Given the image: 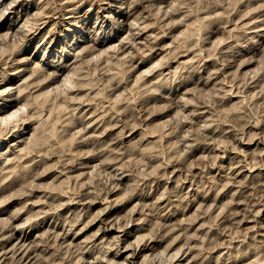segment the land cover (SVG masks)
Returning a JSON list of instances; mask_svg holds the SVG:
<instances>
[{
    "label": "rangeland",
    "instance_id": "374dc122",
    "mask_svg": "<svg viewBox=\"0 0 264 264\" xmlns=\"http://www.w3.org/2000/svg\"><path fill=\"white\" fill-rule=\"evenodd\" d=\"M67 1L0 0V11L4 9V15L0 12V42L4 46L0 45V105L5 102L6 93L15 97L26 82L36 83L19 94L23 99L15 104L17 108L12 107L17 112L10 109L17 115L12 114L11 118V111L7 116L4 114L6 118L0 115V131L4 132L0 136V187L5 186L0 188V246L15 227L31 234L27 242L35 243L39 256L36 254L33 261L40 264H109L112 258L115 264L124 259L126 264H144L145 253L152 252L143 249L144 242L147 245L156 242L153 256L156 253L158 256L146 258V264H159L160 260V264H253L254 261L264 264V0ZM36 14L40 16L36 18L39 22H34ZM27 17L30 20L27 23L32 20L37 30L24 24ZM130 21H138L140 26ZM15 33H19V40ZM131 35L135 37L134 43ZM93 43L96 46L91 49ZM61 64L63 70L58 69ZM56 69L62 76L52 80L49 73ZM42 82L46 83L41 89ZM72 85L78 87L73 89ZM5 86L9 88L5 90ZM24 90L30 94L27 96ZM66 108L68 112L76 109L72 112L77 116L73 118ZM23 110H27V116ZM20 117L30 118L23 122ZM3 118L9 119L5 120L8 123ZM193 139L196 142H191ZM63 163L71 167H63ZM60 170L66 171L65 174ZM57 173L60 175L56 176ZM88 198L96 203L88 206ZM106 204H111L106 209L111 214L110 220L115 216L116 219L113 228L111 224L107 226L105 234L106 224L96 219V212ZM238 210L240 213L235 214ZM229 212L230 217L236 216L231 219ZM237 224L240 225L236 227ZM126 226L131 230L129 234H124ZM168 226L176 227H171L173 233ZM241 229H245V235ZM66 233L70 234L66 243L69 247L71 242V249L66 243L59 244ZM140 234L146 237L137 245L135 239ZM112 235H120L124 241L115 244ZM187 235L193 237L191 242ZM151 236L156 239L153 241ZM233 237L238 241L234 242ZM48 239L50 243L54 240L51 245ZM173 239H177L175 243ZM130 241L133 246L126 248ZM170 241L172 244L168 245ZM54 243L62 249L56 250ZM178 244L181 248L185 245L174 258L172 251L179 248ZM165 246L168 251L165 248L166 252L160 256L162 253L158 251ZM189 246L194 249H188ZM134 247L138 255L128 258L122 255ZM119 248L121 253L113 257ZM10 260L15 259L9 257L6 264L12 263Z\"/></svg>",
    "mask_w": 264,
    "mask_h": 264
},
{
    "label": "bare ground",
    "instance_id": "6f19581e",
    "mask_svg": "<svg viewBox=\"0 0 264 264\" xmlns=\"http://www.w3.org/2000/svg\"><path fill=\"white\" fill-rule=\"evenodd\" d=\"M13 1H15V0H13ZM150 1H151V0H150ZM5 2H6V1H5ZM66 2L69 3L67 0H66ZM70 2H71V1H70ZM138 2H139V1H138ZM8 3H9V2H8ZM10 3H11V2H10ZM63 3H64V2H63ZM134 4H136V3H134ZM62 5H65V4H62ZM66 5H67V4H66ZM70 5H71V4H70ZM70 5H69V6H70ZM137 5H139V4H137ZM0 6H1V5H0ZM63 7H64V6H63ZM67 7H68V6H67ZM67 7H66V8H67ZM0 8H1V7H0ZM63 9H64V8H63ZM67 9H68V8H67ZM3 10H4V9H3ZM3 10H1V11L3 12ZM1 11H0V12H1ZM56 11H57V10H56ZM68 11H69V10H68ZM68 11H67V12H68ZM40 13H41V12H40ZM2 14L4 15V12H3ZM38 14H39V13H38ZM38 14H36L35 19L37 18V15H38ZM60 14H62V13H60ZM165 14H166V12H165ZM0 15H1V14H0ZM40 15H41V14H40ZM126 15H127V14H126ZM126 15H125V16H126ZM166 15H169V13L167 12ZM38 16H39V15H38ZM143 16H144V15H143ZM39 17H40V16H39ZM51 17H52V16H51ZM30 18H33V17H30ZM140 18H142V17H140ZM140 18H139V19H140ZM25 19H26V18H25ZM37 19H38V18H37ZM37 19H36L35 21H34V20H33V21H34V22H36V21L39 22ZM39 19H41V18H39ZM53 19H54V18H53ZM53 19H52V20H53ZM127 19H128V18H127ZM139 19H138V21H139ZM135 20H137V19H135ZM140 20H141V19H140ZM128 21H129V20H128ZM138 21H136V22H138ZM255 21H257V20H255ZM27 22H30V20L28 21V17H27V20H25L24 24L26 25ZM34 22H33V25L35 26ZM45 22H46V21H45ZM45 22H43V23H45ZM131 22H132V21H130V23H131ZM133 22L136 23L135 21H133ZM133 22H132V23H133ZM118 23L120 24L119 21H118ZM134 23H133V24H134ZM133 24H132V25H133ZM261 24H262V23H261ZM21 25H22V24H21ZM27 25L31 28L32 20H31V24H28V23H27ZM33 25H32L33 28H31V29H36L37 27L34 28ZM136 25L138 26V23H136ZM257 25H258V24H257ZM262 25H263V24H262ZM22 26H23V25H22ZM40 26H41V24H40ZM129 26H130V25H128V27H129ZM133 26H135V25H133ZM139 26H140V25H139ZM139 26H138V27H139ZM259 26H260V24H259ZM20 27H21V26H20ZM25 27L28 28L27 26H25ZM135 27H136V26H135ZM138 27H137V28H138ZM146 27H147V26H146ZM23 28H24V26H23ZM23 28H22V29H23ZM30 28H29V30H31ZM42 28H43V27H42ZM141 28H142V27H141ZM20 29H21V28H20ZM37 29H38V28H37ZM37 29H36V30H37ZM40 29H41V28H40ZM138 29H140V28H138ZM29 30H28V31H29ZM129 30H131V29H129ZM132 30H133V29H132ZM25 31H26V30H25ZM46 31H48V30H46ZM20 32H21V30H20ZM35 32H36V31H35ZM40 32H41V31H40ZM6 33H8V32H6ZM21 33H22V32H21ZM24 33H26V32H24ZM27 33H28V32H27ZM31 33H32V32H31ZM130 33H131V31H130ZM15 34H16V33H15ZM18 34H19V33L16 34V38L18 37ZM134 34H135V33H134ZM7 35H8V34H6V36H7ZM24 35H25V34H24ZM36 35H37V34H36ZM41 35H42V34H41ZM129 35H130V34H129ZM129 35H128V36H129ZM132 35H133V34H132ZM132 35H131L130 37H132ZM0 36H1V34H0ZM3 36H4V35H3ZM6 36H4V37H6ZM19 36L21 37L22 34H20ZM42 36H43V35H42ZM25 37H26V36H25ZM130 37H128V38H130ZM263 37H264V36H263ZM1 38H2V36L0 37V40H1ZM12 38H15V36L12 37ZM12 38H11V39H12ZM33 38H34V37H33ZM17 39H18V38H17ZM23 39H24V37H23ZM23 39H21V40H23ZM97 39H98V37H97ZM102 39H103V38H102ZM131 39H132V42H133V39H135V37H132ZM14 40H16V39H13L12 41H14ZM18 40H19V39H18ZM123 40H124V39H123ZM262 40H263V38H262ZM27 41H28V40H27ZM125 41H126V40H125ZM125 41H124V42H125ZM129 41L131 42L130 39H129ZM19 42H20V41H19ZM95 42H96V41H95ZM124 42H123V43H124ZM132 42H131V43H132ZM221 42H222V41H221ZM103 43H104V42H103ZM133 43H134V42H133ZM2 44H3V43L0 42V45H2ZM4 44H5V43H4ZM93 44H94V43H93ZM93 44L91 45V46L93 47V48H91V49H94L95 46H96V44H94V46H93ZM124 44H125V43H124ZM126 44H127V41H126ZM126 44H125L124 46H127ZM2 46H3V45H2ZM121 46L123 47L122 42H121ZM3 47H4V46H3ZM3 47H2V48H3ZM97 47H99V46H97ZM113 47H114V46H113ZM152 47H153V46H152ZM87 48H88V47H87ZM114 48H116V46H115ZM119 48H120V46H119ZM123 48H124V47H123ZM128 48H129V47H128ZM0 49H1V48H0ZM84 49H85V48H84ZM88 49H90V48H88ZM116 49H117V48H116ZM82 50H83V49H82ZM85 50H86V49H85ZM122 50H123V49H122ZM1 51H2V49H1ZM83 51H84V50H83ZM91 51H92V50H91ZM91 51H90V52H91ZM93 51H94V50H93ZM113 51H114V50H113ZM115 51H116V50H115ZM126 51H127V50H126ZM248 51H249V50H248ZM80 52H82V51H80ZM118 52H119V51H118ZM118 52H117V53H118ZM124 52H125V51H124ZM124 52H123V53H124ZM129 52H130V51H129ZM129 52H128V53H129ZM249 52H250V51H249ZM83 53H84V52H83ZM113 53L116 54V52H113ZM119 53H120V52H119ZM125 53H126V52H125ZM79 54H81V53H79ZM89 54H91V53H89ZM235 54H237V53H235ZM129 55H130V54H129ZM83 56H84V55H83ZM110 56H111V55H110ZM112 56L114 57L115 55H112ZM118 56H119V55H118ZM118 56H115V57H118ZM130 56H131V55H130ZM80 57H81V56H80ZM80 57H79V58H80ZM82 58H83V57H82ZM161 60H162V59H161ZM132 64H133V63H132ZM160 64H161V63H160ZM162 65H163V64H162ZM23 66H24V65H23ZM56 66H57V65H56ZM157 66H158V65H157ZM160 66H161V65H160ZM16 67H17V66H16ZM16 67H15V68H16ZM18 67H19V66H18ZM58 67H59V65H58ZM66 67H67V66H66ZM66 67H65V68H66ZM15 68H14V69H15ZM63 68H64V64H61V65H60V68H58V69H60V70L62 69V70H63ZM18 69H19V68H18ZM25 69H26V68H25ZM25 69L22 68V70H25ZM39 69H40V68H39ZM41 69H42V68H41ZM58 69L53 70V71H51V72L49 73L50 76H52V80H56V79L59 77L60 73L58 72ZM46 70H47V69H46ZM65 70H66V69H65ZM218 70H219V69H218ZM37 71H39V70H37ZM40 71H42V73H43V70H40ZM47 71H48V70H47ZM47 71H46V72H47ZM213 71H214V70H213ZM1 72H2V71H1ZM19 72H20V71H19ZM19 72H18V73H19ZM20 73H21V72H20ZM34 73H35V72H34ZM34 73H33V74H34ZM47 73H48V72H47ZM61 73H62V72H61ZM213 73H214V72H213ZM211 74H212V72H211ZM39 75H40V74H39ZM66 75H67V74H66ZM72 75H73V74H72ZM37 76H38V75H37ZM47 76H48V74H47ZM47 76H46L45 78H48ZM60 76H62V75H60ZM68 76H70V75H67V77H68ZM31 77H32V76H31ZM45 78H43V79L45 80ZM60 78H61V77H60ZM5 79H6V78H5ZM8 79H9V78H8ZM49 79H50V77H49ZM69 79L71 80V77H70ZM69 79H68V82H69ZM28 80H29V78H28L26 81H28ZM46 80H47V79H46ZM57 80H58V79H57ZM38 81H39V82H38V84H39L41 81H40V80H38ZM47 81L49 82V80H47ZM123 81H124V80H123ZM125 81H126V80H125ZM55 82H56V81H55ZM68 82H67V83H68ZM33 83H35V81H34V82H33V81H32V82H26L27 85H24V86H25V87H29V86H32ZM45 83H46V82H45ZM45 83L42 82L41 87H40L41 89H42V85H43V84H44V87H45ZM50 83H51V81H50ZM50 83H49V84H50ZM69 83H70V82H69ZM71 83H72V82H71ZM71 83H70V84H71ZM223 83H224V82H223ZM0 84H1V82H0ZM47 84H48V83H47ZM49 84H48V85H49ZM51 84H52V83H51ZM225 84H227V83H225ZM9 85H10V84H9ZM33 85H34V84H33ZM35 85H36V83H35ZM39 85H40V84H39ZM39 85H38V86H39ZM66 85H67V84H66ZM115 85H116V84H115ZM46 86H47V85H46ZM50 86H51V85H50ZM70 86H71V85H70ZM118 86H119V84H118L116 87H118ZM5 87H6V86H5ZM5 87H4V88H5ZM21 87H23V85H22ZM25 87H23V89H27V88H25ZM33 87H34V86H33ZM36 87H37V86H36ZM48 87H49V86H48ZM65 87H67V86H65ZM74 87H75V89H76V87H78V86H76V85L73 86V85H72V88H73V89H74ZM225 87H226V86H225ZM232 87H233V85H232ZM7 88H9V87L7 86V87L5 88V90H7ZM37 88H38V87H37ZM57 88H58V87H56L55 89L58 90V92H59L60 89H57ZM59 88H60V87H59ZM69 88H71V87H69ZM114 88H115V86H114ZM230 88H231V87H230ZM23 89H22V88L20 89V87H19V90H20L19 94H21V92L23 91ZM29 89H30V88H29ZM32 89H33V88H32ZM63 89H64V88H63ZM65 89H66V88H65ZM111 89H112V88H111ZM2 90H4V89H2ZM5 90H4V91H5ZM30 90H31V89H30ZM35 90H36V89H35ZM71 90H72V89H71ZM228 90H232V89H228ZM24 91L26 92V90H24ZM32 91H33V90H32ZM61 91H62V89H61ZM5 92H6V91H5ZM36 92H37V91H36ZM58 92H56V94H57V95L55 94L56 96H58ZM64 92H66V90H65ZM227 92H228V91H227ZM26 93H27V96H28V94H30L29 91L26 92ZM237 93H238V92H237ZM1 94H2V93H1ZM19 94H18L17 96H15V97L13 96V93H10V92H8V93L5 94V95H6V97L4 98V99H5V102H2V104L0 105V115L2 114V116L5 117V115L7 116V115L11 114V118H12V114H13V116H14V114H16V112H17L16 109H15V108H12V107H13L15 104H17V102H19V101L21 102L20 98H21L23 95L20 96ZM31 94H32V92H31ZM38 95H39V94H38ZM38 95L35 94V96H38ZM231 95H232V94H231ZM12 96H13L14 98H11ZM23 97H24V96H23ZM23 97H22V99H23ZM73 97H74V96H73ZM83 97H84V96H82V97L80 98V100H82ZM229 97H230V96H229ZM25 98H26V97H25ZM28 98H29V97H28ZM74 98H75V97H74ZM85 98L87 99V97H85ZM1 99H2V98H1ZM59 99H60V98H59ZM70 99L73 100L72 97H71ZM181 99H185V97H182ZM186 99L188 100V98H186ZM28 100H29V99H28ZM65 100H66V101L68 100V102L70 101L69 99H64L63 101H65ZM72 100H71V101H72ZM74 100L77 102L78 99H77V100L74 99ZM84 100H85V99H84ZM84 100H83V101H84ZM71 101H70V102H71ZM177 101H178V100H177ZM182 101H183V100H182ZM185 101H186V100H185ZM186 102H188V101H186ZM186 102H185V104H187ZM81 103H82V102H81ZM81 103H79V105H80ZM83 103H85V101H84ZM178 103H179V102H178ZM178 103H177V104H178ZM183 103H184V101H183ZM183 103H182V104H183ZM18 104H19V103H18ZM27 104H28V103H27ZM24 105H25V103H24ZM60 105H62V104H60ZM68 105H69V104H68ZM188 105H189V104H188ZM16 106H17V105H15V107H16ZM31 106H32V105H31ZM74 106H76V105L74 104ZM182 106H183V105H182ZM21 107H22V106H21ZM32 107H33V106H32ZM184 107H185V106H184ZM11 108L14 109L16 112H15V113L12 112V111H14V110L11 111V110H10ZM16 108H17V107H16ZM29 108H31V107H29ZM78 108H79V107H77V109H78ZM186 108H187V107H186ZM194 108H195V107H194ZM194 108H193V109H194ZM32 109H33V108H32ZM32 109H31V110H32ZM98 109H99V107H98ZM180 109L183 111L182 107H181ZM193 109H192V110H193ZM199 109H201V108H199ZM199 109H198V110H199ZM202 109H203V108H202ZM202 109H201V110H202ZM208 109H209V108H207V109H203V110H206L207 112H209L210 110L208 111ZM28 110H29V109H28ZM65 110H67V113H72V115H73V112H72V111H73V110H76V109H73V110H71L70 112H68L69 110H68L67 108H66ZM184 110H185V109H184ZM8 111H11V112L9 113ZM26 111H27V110H26ZM26 111L23 110L24 113H25ZM29 111H30V110H29ZM50 111H51V110H50ZM50 111H49V112H50ZM193 111H194V110H193ZM195 111H196V109H195ZM195 111H194V112H195ZM199 111H200V110H199ZM74 112H75V111H74ZM94 112H96V111L94 110ZM191 112H192V111H191ZM6 113H9V114H6ZM24 113H22V115H24ZM27 113H28V112H27ZM27 113H25L26 116H27ZM91 113H92V111H91ZM183 113H184V111H183ZM199 113H200V112H199ZM202 113H203V112H202ZM4 114H5V115H4ZM32 114H33V112H32ZM32 114H31V115H32ZM92 114H93V113H92ZM193 114L195 115L196 113H193ZM204 114H206L205 111H204ZM16 115H17V114H16ZM16 115H15V116H16ZM51 115H52V114H51ZM70 115H71V114H70ZM83 115H84V114H83ZM188 115H189V114H188ZM191 115H192V114H191ZM198 115H199V117H200V114H198ZM202 115H203V114H202ZM28 116H30V114H28ZM74 116H77V115H73V118H74ZM80 116H82V115H80ZM85 116H86V114H85ZM85 116H83V117H85ZM91 116H92V115H91ZM186 116H187V114H186ZM8 117H9V116H8ZM22 117H25V116H22ZM22 117H20V119H21ZM35 117H36V116H35ZM48 117H50V116H48ZM70 117H71V116H70ZM99 117H100V116H99ZM99 117H97L98 120H99ZM188 117H189V116H188ZM207 117H209V116H207ZM5 118H6V117H5ZM9 118H10V117H9ZM25 118H26V117H25ZM25 118H24V119H21V120H22V121H23V120L26 121V120H27L28 118H30V117H28L27 119H25ZM77 118H79V117H77ZM77 118L75 117V119H77ZM97 118L95 119L96 121H97ZM190 118H192V117H190ZM193 118H194V117H193ZM197 118H198V117H197ZM209 118H210V117H209ZM209 118H208V119H209ZM3 119H4V118H3ZM3 119H2V120H3ZM90 119H91V118H90ZM100 119H101V118H100ZM187 119H188V118H186L185 120H187ZM5 120H6V119H4V121H5ZM32 120H33V118H32ZM73 120H74V119H73ZM77 120H78V119H77ZM79 120H80V119H79ZM82 120H83V118H82ZM183 120H184V119H183ZM188 120H189V119H188ZM194 120H195V119H194ZM209 120H210V119H209ZM6 121H9V119H7ZM6 121H5V122H6ZM24 121H23V122H24ZM85 121H86V120H85ZM190 121L192 122L193 119L190 120ZM206 121H207V119H206ZM19 122H20V121H19ZM72 122H73V121H72ZM76 122H77V121H76ZM76 122L74 121V123H76ZM78 122H79V121H78ZM87 122H89V121H87ZM90 122H91L92 124H94L93 122H95V121L92 120V121H90ZM90 122H89V123H90ZM98 122H99V121H98ZM188 122H189V121H188ZM193 122H194V121H193ZM0 123H2V122H0ZM6 123H8V122H6ZM70 123H71V122H70ZM74 123H73V124H74ZM95 123H96V122H95ZM14 125H15V124H14ZM14 125H13V126H14ZM17 125H18V124H17ZM17 125H15L14 127H16ZM20 125H21V124H20ZM94 125H95V124H94ZM211 125H212V124H211ZM211 125H210V126H211ZM18 126H19V125H18ZM124 126H126V125H124ZM210 126H209V127H210ZM30 127H31V126H30ZM83 127H84V126H83ZM86 127H87V126H86ZM92 127H93V126H92ZM94 128H95V130H96V128H98V124H97V127H94ZM134 128L136 129V126H134ZM27 129H28V128H27ZM29 129H30V128H29ZM90 129H91V128H90ZM1 130H2V129H1ZM11 130H12V129H11ZM11 130H10V131H11ZM88 130H89V129H88ZM91 130H92V129H91ZM211 130H212V129H211ZM3 131H5V130L3 129ZM24 131H25V130H24ZM80 131L82 132V130H80ZM5 132H7V131H5ZM77 132H78V131H77ZM85 132H86V131H85ZM222 132H225V131L222 130ZM3 133H4V132L0 131V136H2ZM17 133H18V132H17ZM6 134H7V133H6ZM24 134H25V133H24ZM80 134H81V133H80ZM83 134H84V132H83ZM4 135H5V134H4ZM85 135H87V134H85ZM85 135H83V137H86ZM186 135L188 136V134H186ZM186 135H183V136L185 137ZM203 135H204V134H203ZM89 136H90V135H89ZM89 136H87V137H89ZM92 136H95V134H92ZM96 136H97V134H96ZM208 136H209V135L206 134V138H207ZM212 136H213V135H212ZM212 136H211V139H212V140H213V138L215 139V137L212 138ZM81 137H82V136H81ZM6 138H7V136H6ZM90 138H91V137H90ZM190 138H191V137H190ZM190 138H189V139H190ZM209 138H210V137H209ZM216 138H217V137H216ZM0 139H1V138H0ZM85 139H86V138H85ZM207 139H208V138H207ZM87 140H88V139H87ZM93 140H94V139H92V141H93ZM189 141H190V140H189ZM189 141H188V142H189ZM192 141H194V139L191 140V142H192ZM87 142H88V141H87ZM188 142L186 143V145L188 144ZM191 142H190V144H192ZM194 142H196V141H194ZM259 142H260V141H259ZM215 143H216V141H215ZM195 144L197 145V143H195ZM187 146H188V145H187ZM190 146H191V145H189V147H190ZM194 146H195V145H193V148H194ZM208 146H209V145H208ZM208 146H207V147H208ZM209 147H210V146H209ZM22 148H23V147H22ZM190 148H192V146H191ZM214 148L216 149V147H214ZM214 148H212V149L214 150ZM24 149H25V148H23V151H24ZM194 149H195V148H194ZM206 149H207V148H206ZM217 149H218V148H217ZM188 150H191V149H188ZM207 150H208V149H207ZM7 151H8V150H7ZM23 151H22V152H23ZM25 151H26V150H25ZM25 151H24V152H25ZM191 151H192V150H191ZM22 152H20V153H22ZM24 152H23V155L25 154ZM188 152H189V151H188ZM186 153H187V151H186ZM90 155H91V154H90ZM187 155H188V154H187ZM217 156H218V155H217ZM223 156H224V155H223ZM33 160H34V159H33ZM41 160H42V158H41ZM261 160H263V159L261 158ZM261 160H260V161H261ZM34 161H35V163H37V162H36L37 160H34ZM58 161H60V159H59ZM238 161L240 162L241 160H238ZM238 161H237V162H238ZM263 161H264V160H263ZM263 161H261V162L263 163ZM235 162H236V161H235ZM33 163H34V162H33ZM68 163H70V162H68ZM229 163H231V165H233L232 162H229ZM229 163H228V164H229ZM233 163H234V162H233ZM248 163H249V162H248ZM254 163L257 164V162H254ZM63 164H64V163H63ZM258 164H260V163L258 162ZM263 164H264V163H263ZM59 165H61V164L59 163ZM66 165H67V167H68V164H67V163L64 164L63 167H66ZM229 165H230V164H229ZM252 165H253V164H252ZM252 165H251V166H252ZM261 165H262V164H261ZM24 166H26V165H24ZM61 166H62V165H61ZM69 166H70V165H69ZM236 166H237V163H236L235 167H236ZM70 167H71V166H70ZM70 167H68V168H70ZM230 167H231V166H230ZM240 167H241V166H240ZM253 167H254V165H253ZM57 168H58V169H57ZM57 168H56L57 170L60 169L59 167H57ZM232 168H233V167H232ZM232 168H231V169H232ZM72 169H73V168H72ZM72 169H71V170H72ZM177 169H178V168H177ZM180 169H181V168H180ZM235 169H236V168H235ZM237 169H238V168H237ZM63 170H65V169L63 168ZM63 170H60V172L63 173V174H65L64 172H66V171H63ZM225 170H226V169H225ZM67 171H70V170H67ZM233 171H234V170H233ZM235 171H236V170H235ZM58 172H59V171H58ZM229 172H230V171H229ZM231 172H232V171H231ZM58 174H59V173H57L56 176H59V175H60V174H59V175H58ZM228 174H231V173H228ZM234 174H235V173H234ZM239 174H240V173H239ZM241 174H243V173H241ZM235 175H236V174H235ZM56 176H55V177H56ZM62 176H63V175H62ZM66 176H67V175H66ZM69 176H70V175H69ZM69 176H68L67 178H69ZM228 176H230V175H228ZM232 176H233V175H232ZM232 176H231V177H232ZM237 176H238V175H237ZM226 177H227V176H226ZM233 177H234V176H233ZM116 178H117V177H116ZM229 178H230V177H229ZM56 179H57V178H56ZM60 179H61V178H60ZM227 179H228V178H227ZM117 180H119V179H117ZM228 180H229V179H228ZM230 180H231V182L233 181L232 178H231ZM235 181H236V180H235ZM235 181H234V183H235ZM116 182H117V181H116ZM116 182H115V183H116ZM119 182H120V181H119ZM231 182H230V183H231ZM225 183L227 184V182H225ZM228 183H229V182H228ZM116 184H117V183H116ZM226 184H225V185H226ZM114 185H115V184H114ZM118 185H120V184H118ZM227 185H229V184H227ZM247 185H248V184H247ZM0 186H1V185H0ZM3 186H4V185H3ZM3 186H2V187H3ZM112 186H113V185H112ZM229 186H230V185H229ZM239 186H240V185H239ZM242 186H244V185H242ZM2 187H0V188H2ZM4 187H5V186H4ZM4 187H3V188H4ZM31 187H33V190H34V186H31ZM35 187H36V186H35ZM109 187H110V186H109ZM115 187H118V186H115ZM37 188H39V190H40V187H37ZM110 188L112 189V187H110ZM110 188H109V189H110ZM120 188H121V187H120ZM253 188H254V187H253ZM255 188H256V187H255ZM260 188H261V187H260ZM35 189H36V188H35ZM41 189H42V188H41ZM237 189H238V188H237ZM237 189H236V190H237ZM258 189H259V188H258ZM0 190H1V189H0ZM106 190L108 191V189H106ZM106 190H105V193H107ZM231 190H232V189H231ZM113 191H116V189L113 190ZM242 191H243V190H242ZM242 191H240V192H242ZM86 192H87V191H86ZM86 192H84V193H86ZM109 192H110V191H109ZM88 193H89V192H88ZM92 193H93V192H92ZM110 193H111V192H110ZM113 193H114V192H113ZM189 193H190V192H189ZM242 193H244V192H242ZM242 193H241V194H242ZM115 194H116V193H115ZM234 194H235V192H234ZM249 194H250V193H249ZM43 195H44V194H43ZM45 195H47V194H45ZM48 195H49V194H48ZM81 195H84V194H81ZM85 195H86V194H85ZM89 195H90V193H89ZM89 195H87V196H89ZM185 195H187V193H186ZM239 195H240V194H239ZM246 195H247V194H246ZM253 195H254V194H253ZM253 195H252V198H253ZM87 196H86V198H87ZM96 196H97V195H96ZM112 196H113V195H112ZM244 196H245V195H244ZM250 196H251V195H250ZM254 196H255V195H254ZM90 197H91V199H92V195H90ZM93 197H94V196H93ZM98 197H99V196H98ZM106 197H107V195H106ZM184 197L187 198L186 196H184ZM236 197H238V195H237ZM245 197H246V196H245ZM261 197H263V196L261 195ZM71 198H72V197H71ZM77 198H78V197H77ZM83 198H84V196H83ZM83 198H82V199H83ZM160 198H161V196H160ZM204 198H206V197H204ZM234 198H235V197H234ZM234 198H233V199H234ZM238 198H239V197H238ZM238 198H236V199H238ZM240 198H241V195H240ZM248 198H249V200H250L251 197H248ZM259 198H260V196H259ZM263 198H264V197H263ZM40 199H42V198H40ZM40 199H38V200H40ZM73 199H74V197H73ZM75 199H76V198H75ZM79 199H80V198H79ZM88 199H89V198H88ZM118 199H121V198H118ZM242 199L245 200L244 198H242ZM246 199H247V198H246ZM260 199H261V198H260ZM38 200H36V203H39V202L42 201V200H41V201L37 202ZM71 200H72V199H71ZM71 200H70V201H71ZM83 200H84V199H83ZM83 200H82V201H83ZM85 200H87V199H85ZM89 200H90V199H89ZM89 200L87 201V202H89V205H88V206H91V205H93L94 203H96V202H95V201H96L95 199H94L95 201H94V200H90V201H89ZM121 200H122V199H121ZM121 200H119L118 203H119ZM187 200H188V199H187ZM197 200H198V199H197ZM239 200H240V199H239ZM243 200H240V201L242 202ZM251 200H253V199H251ZM254 200H255V199H254ZM256 200H257V199H256ZM261 200H262V199H261ZM72 201H73V200H72ZM72 201H71V202H72ZM82 201H81V202H82ZM112 201H113V200H112ZM233 201H234V200H233ZM237 201H238V200H237ZM245 201H246V200H245ZM245 201H244V203H245ZM43 202H44V201H43ZM85 202H86V201H85ZM87 202H86V203H87ZM115 202H117V198H116V201H115ZM115 202H114V203H115ZM241 202H238L237 204H239V203H241ZM248 202H249V201H248ZM254 202H255V201H254ZM258 202H260V201H258ZM31 203H32V202H31ZM36 203H35V204H36ZM69 203H70V202H69ZM69 203H67V204H69ZM77 203H79V202H77ZM118 203H116V204H118ZM244 203H243V204H244ZM251 203L254 204L253 201H252ZM251 203H249V205H250ZM81 204H84V202L81 203ZM217 204H218V203H217ZM232 204H233V203H232ZM252 204H251V205H252ZM257 204H258V203H257ZM25 205H26V204H25ZM31 205H32V204H31ZM86 205H87V204H86ZM213 205H214V204H211V206H213ZM215 205H216V203H215ZM235 205H236V204H235ZM84 206H85V204H84ZM109 206H111V204H108V205L106 204L105 208L102 207L101 209H99L98 212H96V214H97L98 216L95 215L96 217H98V218H96V219L99 220L100 223H104V224H106L105 227L103 226V231H104L103 233H105V234L107 233L106 230H108V229H107V226H108L109 224H111V226H112V228H113V226H114V224H115V221H113V220L116 219V216H115L114 219L110 220V216H111V214H108V211L106 210ZM113 206H114V205H113ZM118 206H119V205H118ZM118 206H117V207H118ZM254 206H255V205H254ZM254 206H253V207H254ZM235 207H236V206H235ZM235 207H234V208H235ZM237 207H238V206H237ZM250 207H251V206H250ZM259 207H260V206H259ZM83 208H84V207H83ZM88 208H89V207H88ZM88 208H87V209H88ZM91 208H92V207H91ZM243 208H244V207H243ZM243 208H242V209H243ZM246 208H247V207H245V209H246ZM256 208H257V207H256ZM1 209H2V208H1ZM87 209L85 210V212L87 211ZM108 209H109V208H108ZM112 209H113V208H112ZM245 209H244V210H245ZM248 209L251 210V208H248ZM253 209H254V208H253ZM253 209H252V210H253ZM3 210H4V209H3ZM82 210H83V209H82ZM82 210H81V211H82ZM231 210H232V209H231ZM231 210H230V211H231ZM236 210H237V209H236ZM246 210H247V209H246ZM106 211H107V212H106ZM241 211H242V210H241ZM248 211H249V210H248ZM255 211H256V209H255ZM255 211H253L252 213H254ZM258 211H259V210H258ZM258 211H257V212H258ZM3 212H4V211H3ZM226 212H227V211H225V213H226ZM245 212H247V211H245ZM21 213H22V212H21ZM87 213H88V212H87ZM231 213H232V212H231ZM236 213H237V214L240 213L239 210L236 211L235 214H236ZM243 213H244V212H243ZM249 213H250V212H249ZM252 213H251V214H252ZM260 213H261V210H260ZM36 214H37V213H36ZM226 214H227V213H226ZM228 214H229V217H230V212H229ZM77 215H78V214H77ZM79 215H80V213H79ZM81 215H82V214H81ZM198 215H199V214H198ZM231 215H232V217H233V216H236V215H233V214H231ZM247 215H248V214H247ZM254 215H255V213H254ZM256 215H257V213H256ZM38 216H39V215H38ZM95 216H93V217H95ZM252 216H253V215H252ZM261 216H262V215H261ZM77 217H78V216H77ZM223 217H224V216H223ZM225 217H226V215H225ZM225 217H224V218H225ZM232 217H230V218L232 219ZM242 217H243V216H242ZM262 217H263V216H262ZM78 218H80V217H78ZM78 218H76V220H78ZM118 218H119V217H118ZM234 218H235V217H234ZM239 218H240V217H239ZM243 218H244V217H243ZM247 218H248V217H247ZM249 218H250V217H249ZM0 219H1V218H0ZM29 219H30V218H29ZM94 219H95V218H94ZM220 219H221V218H220ZM226 219H227V218H226ZM228 219H229V218H228ZM228 219H227V220H228ZM241 219H242V218H241ZM241 219H240V220H241ZM31 220H32V218H31ZM74 220H75V219H74ZM74 220H73V221H74ZM118 220H119V219H118ZM233 220H234V219H233ZM236 220L239 221L238 218H236ZM236 220H234V223L236 222ZM247 220H248V219H247ZM252 220H253V218H252ZM252 220H251V221H252ZM25 221H27V220H25ZM116 221H117V220H116ZM220 221L222 222V219H221ZM228 221H229V220H228ZM255 221H256V220H255ZM92 222H93V221H92ZM92 222H91V223H92ZM117 222H118V221H117ZM164 222H165V221H164ZM221 222H220V223H221ZM226 222H227V221H225V223H226ZM229 222H230V221H229ZM241 222H242V221H241ZM246 222H247V221H246ZM259 222H261V219H260ZM120 223H121V222H120ZM231 223H233V222L231 221ZM231 223H230V224H231ZM237 223H239V222H237ZM71 224H72V222H71ZM71 224H70V225H71ZM222 224H223V223H222ZM222 224H221V225H222ZM230 224H229V225H230ZM241 224H242V223H241ZM253 224H254V223H253ZM8 225H9V224H8ZM72 225H75V223L72 224ZM89 225H90V224H89ZM117 225H118V224H117ZM124 225H125V224H124ZM163 225H164V224H163ZM179 225H180V224H179ZM223 225H224V224H223ZM229 225H228V226H229ZM238 225H240V224H237L236 227H237ZM255 225H256V223H255ZM255 225H252V227L255 226ZM259 225H260V223H259ZM259 225H258V226H259ZM263 225H264V224H263ZM119 226H120V227H119ZM121 226H123V225H122V224H121V225H118L119 228H121ZM164 226H166V225H164ZM175 226H176V225H175ZM177 226H178V225H177ZM218 226H220V225H218ZM256 226H257V225H256ZM7 227H8V226H7ZM18 227H23V225H22V226H17V228H18ZM100 227H101V226H100ZM118 227H117V228H118ZM123 227H124V226H123ZM168 227H169V226H168ZM171 227H172V226H171ZM171 227H169V228L171 229ZM173 227H174V226H173ZM173 227H172V228H173ZM179 227H180V226H179ZM230 227H231V226H230ZM230 227H229V228H230ZM233 227H234V226H233ZM243 227H244V226H243ZM248 227H249V226H247V228H248ZM259 227H260V226H259ZM65 228H66V227H65ZM72 228H73V227H72ZM140 228H141V227H140ZM160 228H161V227H160ZM166 228H167V226H166ZM174 228L176 229V227H174ZM181 228H182V226H181ZM213 228H214V227H213ZM217 228H218V227H217ZM219 228H221V227H219ZM224 228H225V227H224ZM240 228H241V227H240ZM240 228H239V229H240ZM260 228H262V227H260ZM8 229H9V228H8ZM68 229H69V228H68ZM101 229H102V228H101ZM182 229H184V228H182ZM199 229H200V228H199ZM210 229H211V228H210ZM222 229H223V227H222ZM225 229H228V228H227V225H226V228H225ZM236 229H238V228H236ZM250 229H252L251 226H250ZM250 229H249V230H250ZM69 230H70V229H69ZM69 230H68V231H69ZM123 230L125 231L124 234H129V233L131 232V230H128L127 226H126L125 228H123ZM164 230H166V229H164ZM167 230H169V229H167ZM172 230H173V229H171V231H172ZM178 230H179V229H178ZM180 230H181V229H180ZM213 230H214V229H213ZM223 230H224V229H223ZM241 230H242V229H241ZM241 230H240V231H241ZM243 230H245V229H243ZM243 230H242V231H243ZM253 230H256V229H253ZM261 230H262V229H261ZM8 231H10V229H9ZM169 231H170V230H169ZM169 231H168V232H169ZM173 231H174V230H173ZM173 231H172V233H173ZM215 231H216V230H215ZM228 231H229V230H228ZM233 231H234V230H233ZM235 231H239V230H235ZM235 231H234V232H235ZM240 231H239V233H240ZM250 231H251V230H250ZM259 231H260V230H259ZM262 231H263V230H262ZM19 232H22V233L19 235ZM66 232H67V231H66ZM162 232H163V231H162ZM175 232H176V231H175ZM207 232H208V230H207ZM217 232H218V230H217ZM219 232H220V229H219ZM219 232H218V233H219ZM223 232H224V231H223ZM245 232H248V233H249V231H245ZM256 232L258 233V231H256ZM3 233H4V232H3ZM3 233H1V235H2ZM5 233H6V232H5ZM48 233H49V232H48ZM56 233H57V232H56ZM64 233H65V231H64ZM166 233H167V232H166ZM166 233H165V235H166ZM177 233H178V232H176V234H177ZM179 233H180V232H179ZM181 233H182V232H181ZM211 233H213V232H211ZM218 233H217V234H218ZM220 233H222V231H221ZM235 233H236V232H235ZM235 233H232V234H234V237H235ZM241 233H242V232H241ZM6 234H7V233H6ZM6 234H5V235H6ZM45 234H46V233H45ZM52 234H53V233H52ZM58 234H59V232H58ZM167 234H168V233H167ZM169 234H170V232H169ZM174 234H175V233H174ZM174 234H173V235H174ZM176 234H175V235H176ZM215 234H216V233H215ZM242 234H244V231H243ZM242 234H241V236H242ZM254 234H256V233H254ZM46 235H47V234H46ZM54 235H55L54 237H58V236H60V235L57 236L56 234H54ZM69 235H70V234H68V233H66V235H62V236L60 237V239H59V240H60V243H59V244L63 246V244L66 243V242L69 240V237H68ZM142 235H143V234H140L141 237H138V236L136 237L135 240L138 241V244L136 243L137 245L142 244V243H141L142 240H144V238L146 237V236H144V235H143V236H144V237H143ZM175 235H174V236H175ZM178 235H179V234H178ZM182 235H183V234H182ZM219 235H220V234H219ZM219 235H218V236H219ZM226 235H227V234H226ZM236 235H237V234H236ZM244 235H245V234H244ZM248 235H249V234H248ZM30 236H31V234H30V233H27V232L25 231L24 228H21V229H19V228H18V229H15V227L12 228V232H11L9 235H7L6 237H4L3 240H2V242H1V246H0V264H3V263L6 264V263H8L6 260H7L9 257H13L18 263L20 262L21 264H29V263H30V264H36L35 262H37V261H36V260L33 261V259L36 257V254H37L36 249H37V247H36L35 243L31 245V243L29 244V243L27 242L28 239L31 238ZM168 236H169V235H168ZM170 236H171V235H170ZM179 236H181V234H180ZM190 236H191V235H187L186 237H187V239H190V242H191V239H192L193 237L191 236V238H188V237H190ZM227 236H229V233H228ZM230 236H233V235H230ZM238 236H239V234H238ZM238 236H237V237H238ZM1 237H2V236H1ZM98 237H99V236H98ZM112 237H113V235H112ZM151 237H152V236H151ZM161 237L163 238V237H165V236L162 235ZM166 237H167V236H166ZM220 237H222V236H220ZM234 237H233L232 240H233V241H234V240H237V239H234ZM237 237H236V238H237ZM250 237H251V236H250ZM253 237H254V239H255V236H253ZM113 238L115 239V241L113 242V243H115V244H119V242H120L121 240L124 241L123 238H121L120 235H115V237H113ZM175 238H176V237H175ZM182 238H183V236H182ZM196 238H197V237H196ZM216 238H217V237H216ZM218 238H219V237H218ZM218 238H217V239H218ZM228 238H229V237H228ZM244 238H246V237H244ZM262 238H263V237H262ZM44 239L46 240V238H44ZM52 239H53V238H52ZM114 239H113V240H114ZM152 239H153V237H152ZM155 239H156V237H155ZM155 239H153V241H154ZM171 239H172V238H171ZM217 239H216V241H217ZM238 239H239V238H238ZM15 240H16V241H15ZM42 240H43V239H41L40 241H42ZM45 240H44V241H45ZM54 240H55V241H54ZM54 240H53L54 242L57 241L56 238H55ZM106 240H107V239H106ZM173 240H174V239H173ZM173 240H172V242H173ZM176 240H177V239L174 240V243H175ZM180 240H181V239H180ZM221 240H222V239H221ZM226 240H227V238H226ZM229 240H230V238H229ZM232 240H231V241H232ZM242 240H243V239H242ZM256 240H257V239H256ZM47 241H49V239H48ZM53 241H51V243H52ZM70 241H71V240H70ZM187 241H189V240H186V241H185L186 243H185V242H183V243L188 244L189 242L187 243ZM222 241H224V243H225V238H224ZM222 241H221V242H222ZM231 241H230V242H231ZM233 241H232V242H233ZM237 241H238V240H237ZM244 241L246 242L245 239H244ZM244 241H242V242H244ZM254 241H255V240H254ZM254 241H252V242H254ZM58 242H59V241H58ZM58 242H56V243H58ZM89 242H90V241H89ZM91 242H92V241H91ZM108 242H109V241H107V243H108ZM110 242H111V241H110ZM110 242H109V244H110ZM177 242H180V241H177ZM218 242H219V244H220V241H218ZM226 242H227V241H226ZM234 242H235V241H234ZM234 242H233V243H234ZM247 242H248V241H247ZM249 242H250V241H249ZM259 242H260V241H259ZM263 242H264V240H263ZM263 242H260V243L263 244ZM38 243H39V242H38ZM44 243H46V242H44ZM44 243H43V245H44ZM49 243H50V241H49ZM51 243H50V245H51ZM111 243H112V242H111ZM113 243H112V245H113ZM133 243H134V242H133ZM133 243H132V241H130V242H128V244H127L125 247H126V248L132 247V246H133ZM157 243H158V242H157ZM216 243H217V242H216ZM222 243H223V242H222ZM239 243H240V242H239ZM66 244H67L66 247H68V243H66ZM66 244H65V245H66ZM69 244L71 245V242H69ZM72 244H74V243L72 242ZM136 244H134V245H136ZM171 244H172V243H171V241H170V244L168 243V245H171ZM185 244H183L182 248L184 247ZM189 244H190V243H189ZM189 244H188V245H189ZM219 244H218V245H219ZM225 244H226V243H225ZM234 244H235V243H234ZM240 244H241V243H240ZM240 244H238V246H239ZM252 244L255 245L256 243H252ZM252 244H251V245H252ZM37 245H40V244H37ZM52 245H53V244H52ZM54 245H55V243H54ZM56 245H57V244H56ZM56 245H55V246H56ZM70 245H69V247H70ZM76 245H77V244H76ZM102 245H103V244H102ZM142 245H144V246H143V249H149V250H152L151 253H148V252H147V253H145V256L143 255V256H144V257H143V261H144V264H146V263H145L146 258H148V257L150 258L151 256H153V254H155L153 251L156 249V242H155L154 244H152V245H147V244L144 242ZM181 245H182V244H181ZM214 245H215V244H214ZM229 245H230V243L228 244V247H229ZM235 245H237V243H236ZM258 245H259V244H258ZM45 246H49V245H45ZM55 246H54V248H55ZM110 246H111V245H110ZM113 246H114V245H113ZM175 246H176V245H175ZM178 246H179V244H178ZM191 246H192V245H191ZM191 246H189L188 249H190ZM226 246H227V245H226ZM231 246H232V243H231ZM240 246H241V245H240ZM52 247H53V246H52ZM52 247H51V248H52ZM60 247H61V246H60ZM69 247H68V248H69ZM111 247H112V246H111ZM111 247H110V248H111ZM140 247H141V246H140ZM168 247L170 248V246H168ZM218 247H219V246H218ZM248 247H250V245H248ZM41 248H42V246H41ZM44 248H45V247H44ZM44 248H43V249H44ZM47 248H48V247H47ZM57 248H58V247L56 246V250H57ZM126 248H125V249H126ZM165 248L167 249V246H165L164 249L161 250V251L156 250V251H158L160 254L162 253L161 255H160V254H158V255L162 256V255H163V252H164V253L166 252V249H165ZM175 248H177V247H175ZM182 248H181V246H179V248H177L176 251H174V252L172 251V253H173V254H172V257L178 255L179 252L182 250ZM192 248L194 249V247H192ZM192 248H191V249H192ZM230 248H231V247H230ZM232 248H233V247H232ZM250 248H251V247H250ZM261 248H262V247H261ZM261 248H259V249H261ZM58 249L61 250L62 248H61V249L58 248ZM70 249H71V247H70ZM141 249H142V248H141ZM191 249H190V250H191ZM251 249H252V248H251ZM254 249H256V248H254ZM257 249H258V248H257ZM263 249H264V247H263ZM40 250H41V249H40ZM74 250H76V249H74ZM74 250H73V251H74ZM107 250H108V249H107ZM171 250H172V249H171ZM183 250H185V249H183ZM261 250H262V249H261ZM37 251H38V250H37ZM43 251H44V250H43ZM48 251H49V250H48ZM76 251H77V250H76ZM76 251H75V252H76ZM140 251H141V250H140ZM167 251H168V249H167ZM258 251H259V250H258ZM262 251H263V250H262ZM112 252H113V251H112ZM240 252H242V251H240ZM246 252H247V251H246ZM249 252H251V250H249ZM254 252H255V251H254ZM33 253H35V254H33ZM87 253H88V252H87ZM119 253H121V248H119V249L114 253V256H113V257H115L116 255H119ZM137 253H138V251H137V247H134L133 250H132L130 253H128L127 255H125V252H123L122 255H124L125 258H128V257H134L135 255H138ZM181 253H182V252H181ZM190 253H191V252H190ZM242 253H243V252H242ZM242 253H241V254H242ZM257 253H258V252H257ZM32 254H33V255H32ZM239 254H240V253H239ZM252 254H253V253H252ZM260 254H262V253H260ZM37 255H38V254H37ZM104 255H105V254H104ZM156 255H157V253H156ZM156 255H154L153 257H155ZM165 255H166V254H165ZM188 255H189V254H188ZM194 255H195V254H194ZM196 255H197V254H196ZM232 255H233V254H232ZM235 255H236V254H235ZM247 255H248V254H247ZM247 255H246V256H247ZM256 255H257V254H256ZM38 256H39V255H38ZM100 256H101V255H100ZM100 256H99V257H100ZM167 256H168V255H167ZM169 256H171V254H169ZM169 256H168V257H169ZM209 256H210V255H209ZM218 256H219V255H218ZM239 256H240V255H239ZM239 256H237L236 258H238ZM241 256H242V255H241ZM260 256H261V255H260ZM42 257H43V256H42ZM157 257H158V256H156V258H157ZM168 257L166 258L167 260L170 258V257H169V258H168ZM228 257H229V256H228ZM231 257H232V256H231ZM233 257H234V259H235V256H233ZM250 257H251V256H250ZM258 257H259V254L257 255V257L255 256V259L258 260V259H257ZM262 257H264L263 254H262ZM28 258H29V259H28ZM40 258H41V257H40ZM43 258H44V257H43ZM108 258H109V257H108ZM174 258H176V257H174ZM186 258H187V257H186ZM195 258H196V256H195ZM197 258H198V256H197ZM210 258H211V257H210ZM212 258H213V257H212ZM242 258H243V257H242ZM248 258H249V257H248ZM260 258H261V257H260ZM26 259H28V261H26ZM38 259H39V257H38ZM97 259H98V258H97ZM101 259H103V258H101ZM112 259H114V258H112ZM112 259L109 260V261H113L112 263H114L115 260H112ZM160 259H161V257H160ZM172 259H173V258H171V260H172ZM193 259H194V258H193ZM15 260H13V261H15ZM41 260H45V259H41ZM98 260H99V259H98ZM148 260H149V259H148ZM153 260H154V259H153ZM153 260H152V261H153ZM155 260L158 261L159 259H155ZM155 260H154V261H155ZM171 260L169 259V261H171ZM173 260H174V259H173ZM173 260H172V261H173ZM190 260H192V259H190ZM194 260H195V259H194ZM194 260H193V261H194ZM220 260H221V259H220ZM239 260H240V259H239ZM4 261H5V262H4ZM10 261H12V260H10ZM10 261H9V262H10ZM13 261H12V263L15 264V262H13ZM109 261H107V262L109 263ZM152 261H151V262H152ZM160 261H161V260H160ZM160 261H159V264H160ZM207 261H208V260H207ZM211 261H212V260H211ZM216 261H219V260H216ZM259 261H260V260H259ZM259 261H257V262H259ZM42 262H44V261H42ZM96 262H97V261H96ZM146 262H147V261H146ZM188 262H189V261H188ZM195 262H196V261H195ZM232 262H233V260H232ZM237 262H238V259H237ZM252 262H253V261H252ZM254 262L256 263V261H254ZM254 262H253V264H254ZM12 263H9V264H12ZM38 263H39V262H37V264H38ZM112 263L110 262L109 264H112ZM116 263H117V262H116ZM118 263H119V264H126V259H124L122 262H118ZM174 263H175V262H174ZM174 263H173V264H174ZM182 263H183V262H182ZM206 263H207V262H206ZM223 263H224V262H223ZM234 263H235V261H234ZM39 264H40V263H39ZM97 264H98V263H97ZM114 264H115V263H114ZM187 264H188V263H187ZM214 264H216V263H214ZM228 264H229V262H228ZM250 264H251V263H250ZM258 264H259V263H258Z\"/></svg>",
    "mask_w": 264,
    "mask_h": 264
}]
</instances>
